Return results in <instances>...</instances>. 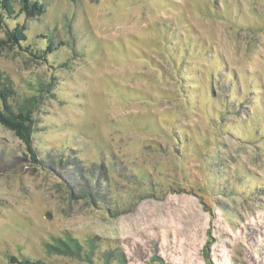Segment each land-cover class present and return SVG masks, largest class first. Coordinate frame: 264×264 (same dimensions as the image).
<instances>
[{"label":"rangeland","instance_id":"374dc122","mask_svg":"<svg viewBox=\"0 0 264 264\" xmlns=\"http://www.w3.org/2000/svg\"><path fill=\"white\" fill-rule=\"evenodd\" d=\"M39 1L0 18L38 159L0 124V264H264V0Z\"/></svg>","mask_w":264,"mask_h":264},{"label":"trees","instance_id":"16d2710c","mask_svg":"<svg viewBox=\"0 0 264 264\" xmlns=\"http://www.w3.org/2000/svg\"><path fill=\"white\" fill-rule=\"evenodd\" d=\"M19 6L20 13L26 12L30 15L39 14L43 12L44 5L39 0H0V18L5 16H11L15 13V7ZM25 27L17 23L12 29L6 31V37H0V48L8 47L15 43H21L26 40V34L24 32ZM47 50L52 51L51 41L47 45ZM0 95L4 100L3 108H0V124L7 129L14 132L26 145L28 151L32 154L33 160L38 161L35 149L32 146V124L33 113L36 107V99L30 98L26 103L20 107L15 108L9 102L14 95V91L9 85L4 83L0 84ZM7 99V100H6ZM61 164V162H60ZM92 194L91 191L85 186L82 187V191L77 193L78 195ZM79 198V197H78ZM51 252L64 255L82 256L83 248L78 241L67 237L66 240L56 239V243L49 245ZM91 251L88 253V257L92 258L95 251V246L90 245ZM117 255H113L111 251H105L101 254L100 258L103 259L104 264H112V259H115ZM120 259V258H119ZM119 264H122V260H119ZM9 264H48L41 259H33L29 257L17 258L15 256L9 257Z\"/></svg>","mask_w":264,"mask_h":264}]
</instances>
